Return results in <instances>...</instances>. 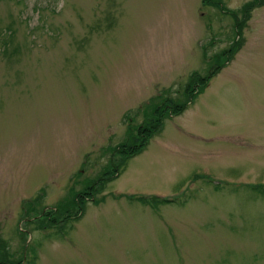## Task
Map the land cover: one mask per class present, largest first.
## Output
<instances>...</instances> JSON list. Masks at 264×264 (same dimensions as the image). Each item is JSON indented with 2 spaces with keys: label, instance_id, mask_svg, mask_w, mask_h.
<instances>
[{
  "label": "rangeland",
  "instance_id": "obj_1",
  "mask_svg": "<svg viewBox=\"0 0 264 264\" xmlns=\"http://www.w3.org/2000/svg\"><path fill=\"white\" fill-rule=\"evenodd\" d=\"M248 25L234 61L57 237L23 226L24 202L45 190L53 207L95 178L104 147L126 139L124 114L168 88L180 97L209 66L204 47L212 56L232 43L233 21L202 0H0L9 252L32 244L35 264H264V195L247 185L264 189V6ZM140 195L188 201L153 209L130 202Z\"/></svg>",
  "mask_w": 264,
  "mask_h": 264
},
{
  "label": "trees",
  "instance_id": "obj_2",
  "mask_svg": "<svg viewBox=\"0 0 264 264\" xmlns=\"http://www.w3.org/2000/svg\"><path fill=\"white\" fill-rule=\"evenodd\" d=\"M202 5L216 8L221 14L231 18L234 31L232 43L212 56L208 55L207 48L204 47V57L209 66L205 72L196 71L189 76L180 97L175 96L177 92H174L173 88H168L149 99L145 105L125 113L123 123L127 128L126 139L115 146H107L103 149V155L109 156L108 163L103 170L95 178L84 177L81 182H75L66 196L48 211L44 210L46 206L42 201L45 193L34 201L25 202L22 216L24 226L37 232L54 231L57 237H65L74 228L72 224L77 223L83 217L88 201L95 199L97 204L104 201V199L98 201L97 195L106 190L110 183L126 171L132 159L147 149L151 140L163 131L166 120L185 113L190 105L205 92L211 81L232 63L245 45V30L249 26L254 11L264 6V0L246 1L235 11L225 7L223 0H202ZM198 179H204L206 183L221 185L208 176L195 175L194 180ZM79 184L80 188L77 189ZM249 187L254 192L264 195L262 187ZM186 198L183 196V200L181 198L167 199L153 195L130 196L129 200L158 209L162 205H185L188 201ZM23 234L27 236L26 233ZM10 250L12 249L8 241L0 235V264H35L36 255L33 252L36 249L32 244H27L19 255H13L9 252ZM29 254L32 257H29Z\"/></svg>",
  "mask_w": 264,
  "mask_h": 264
}]
</instances>
